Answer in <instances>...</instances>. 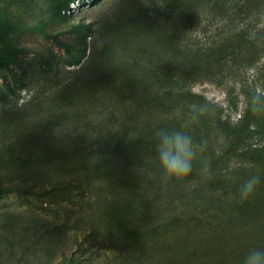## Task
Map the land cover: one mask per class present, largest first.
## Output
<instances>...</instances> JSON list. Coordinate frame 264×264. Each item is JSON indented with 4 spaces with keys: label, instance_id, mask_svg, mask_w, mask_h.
<instances>
[{
    "label": "rangeland",
    "instance_id": "1",
    "mask_svg": "<svg viewBox=\"0 0 264 264\" xmlns=\"http://www.w3.org/2000/svg\"><path fill=\"white\" fill-rule=\"evenodd\" d=\"M116 1L74 0L59 12L65 0H0V264H243L250 252H264V195L232 212L230 206L197 218V209L175 222L184 203L168 197L158 169L138 171L147 163L138 159H107L90 173L85 166L96 156L74 154L101 121L74 115L88 101L85 86L58 91L71 80L66 71L86 60L92 30ZM209 31L200 27L197 38L205 41ZM230 80L225 74L191 89L236 121L244 99L240 80ZM241 81L261 90L251 71ZM30 150L44 156L28 157ZM257 166L253 174L264 177V163ZM125 168L136 169L121 180L129 189L114 182ZM221 168L228 180H241L248 161ZM106 170L109 179L99 175ZM154 216L157 231L148 238Z\"/></svg>",
    "mask_w": 264,
    "mask_h": 264
},
{
    "label": "trees",
    "instance_id": "2",
    "mask_svg": "<svg viewBox=\"0 0 264 264\" xmlns=\"http://www.w3.org/2000/svg\"><path fill=\"white\" fill-rule=\"evenodd\" d=\"M71 1L65 0L59 12ZM200 27L211 32L205 41L197 38ZM92 32L89 55L77 68L66 71L71 80L62 81L58 91L62 95L78 84L85 86L88 101L74 115L94 114L101 121L98 132L87 136L88 145L74 146L75 155L96 156L85 170L100 172L99 162L107 159L112 163L138 159L147 162L137 164L138 171L158 169L163 175L155 134L165 127L188 132L196 144L206 142L188 177L180 181L163 178L168 197L176 195L174 200L184 203L173 213L175 222L193 216L197 209V218L230 206L232 212L235 206L255 201L252 195L258 194L256 199L264 195V177L259 175L260 183L250 198L241 201L239 196L240 186L255 175L254 167L264 163V115H254L249 108L252 96L264 90V0H118ZM248 71L261 90L241 81ZM225 74L241 82L244 109L236 121L191 89L198 81H216ZM192 116H198L199 122L192 123ZM30 138L37 139L34 134ZM211 143L218 148L210 149ZM28 154L41 157L44 151ZM205 159L210 161L207 177L200 172L199 161ZM242 159L248 161L246 178L228 180L221 165ZM135 170L125 168V175L114 182L129 189L121 180L134 177ZM107 173L99 175L109 179ZM205 202L210 207H202ZM145 207L138 210L146 214ZM127 208L121 207L119 218ZM157 219L152 217L155 228L148 238L157 231Z\"/></svg>",
    "mask_w": 264,
    "mask_h": 264
},
{
    "label": "clouds",
    "instance_id": "3",
    "mask_svg": "<svg viewBox=\"0 0 264 264\" xmlns=\"http://www.w3.org/2000/svg\"><path fill=\"white\" fill-rule=\"evenodd\" d=\"M254 115H264V90L252 96L249 107ZM204 113L202 112L201 115ZM192 123H198L199 117L192 116ZM187 125H182L186 128ZM155 151L165 180L175 179L177 181L188 177L193 171V165L197 162L198 150L203 152L206 142L199 145L188 132L184 130H168L159 128L155 134ZM200 172L203 176L210 175V161L200 160ZM260 183V176L252 175L240 186L239 196L241 201H246L255 192ZM243 264H264V252L252 251L243 259Z\"/></svg>",
    "mask_w": 264,
    "mask_h": 264
},
{
    "label": "built area",
    "instance_id": "4",
    "mask_svg": "<svg viewBox=\"0 0 264 264\" xmlns=\"http://www.w3.org/2000/svg\"><path fill=\"white\" fill-rule=\"evenodd\" d=\"M88 1V0H87Z\"/></svg>",
    "mask_w": 264,
    "mask_h": 264
}]
</instances>
